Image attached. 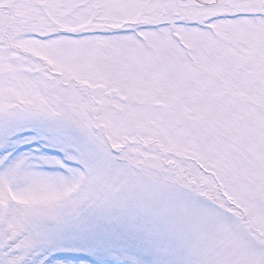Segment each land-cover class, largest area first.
<instances>
[{"label": "snow or ice", "instance_id": "1", "mask_svg": "<svg viewBox=\"0 0 264 264\" xmlns=\"http://www.w3.org/2000/svg\"><path fill=\"white\" fill-rule=\"evenodd\" d=\"M0 264H264V0H0Z\"/></svg>", "mask_w": 264, "mask_h": 264}]
</instances>
